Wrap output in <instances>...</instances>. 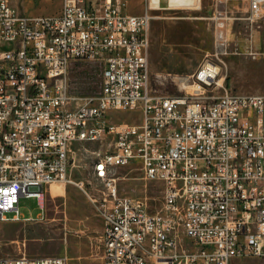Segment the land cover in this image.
<instances>
[{
  "label": "built area",
  "instance_id": "2783aa9c",
  "mask_svg": "<svg viewBox=\"0 0 264 264\" xmlns=\"http://www.w3.org/2000/svg\"><path fill=\"white\" fill-rule=\"evenodd\" d=\"M247 13L262 18L264 0H247ZM151 19L148 11L125 13L121 0H64L51 15L22 14L0 0V221L44 218L51 185L77 184L72 145L102 139L92 150V185L103 186V264H232L242 257L264 264V94L228 88L214 61L193 74L191 91L152 94ZM80 60L101 66L95 95L70 89L69 69ZM134 109L141 122L109 119ZM133 162L144 179L163 185L160 211L120 194L116 168ZM21 196L35 197L43 212L22 214ZM0 264L69 259L0 257Z\"/></svg>",
  "mask_w": 264,
  "mask_h": 264
},
{
  "label": "rangeland",
  "instance_id": "374dc122",
  "mask_svg": "<svg viewBox=\"0 0 264 264\" xmlns=\"http://www.w3.org/2000/svg\"><path fill=\"white\" fill-rule=\"evenodd\" d=\"M125 13L152 15L149 49V87L152 94L181 95L193 87L192 76L207 61L221 66L220 77L228 88L264 94V16L248 18L247 0H121ZM22 14L60 12L64 0H9ZM223 37H219L220 31ZM75 94L95 95L102 83L101 66L80 60L69 69ZM182 81L187 85L184 87ZM113 122H141L140 109L113 111ZM99 142L74 143L70 156L76 183L51 186L44 199V218L33 221H0V257L64 255L69 264H103V198L92 173ZM121 195L138 197L151 212L163 205V185L144 179L139 163L116 168ZM82 182V183H80ZM56 184V183H55ZM83 185L87 192L82 190ZM19 209L37 218L43 210L35 197L21 196ZM232 264H262L257 257H242Z\"/></svg>",
  "mask_w": 264,
  "mask_h": 264
},
{
  "label": "bare ground",
  "instance_id": "6f19581e",
  "mask_svg": "<svg viewBox=\"0 0 264 264\" xmlns=\"http://www.w3.org/2000/svg\"><path fill=\"white\" fill-rule=\"evenodd\" d=\"M81 142H99V143L103 144L102 139L81 140L80 143ZM95 155H96V153H95ZM96 165H97V158L95 157V159L93 160V164H92V173L95 177H96ZM58 185H60V184H58ZM54 186L56 187L57 184L54 183Z\"/></svg>",
  "mask_w": 264,
  "mask_h": 264
},
{
  "label": "crops",
  "instance_id": "0c3cea01",
  "mask_svg": "<svg viewBox=\"0 0 264 264\" xmlns=\"http://www.w3.org/2000/svg\"><path fill=\"white\" fill-rule=\"evenodd\" d=\"M158 1V0H157ZM149 4L152 6V7H155L156 6V2L154 3L153 0H149Z\"/></svg>",
  "mask_w": 264,
  "mask_h": 264
}]
</instances>
